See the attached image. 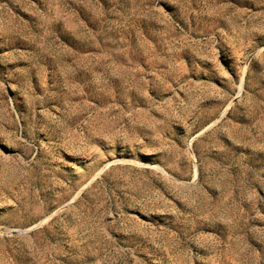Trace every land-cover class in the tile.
<instances>
[{
    "label": "rangeland",
    "instance_id": "obj_1",
    "mask_svg": "<svg viewBox=\"0 0 264 264\" xmlns=\"http://www.w3.org/2000/svg\"><path fill=\"white\" fill-rule=\"evenodd\" d=\"M0 264H264V0H0Z\"/></svg>",
    "mask_w": 264,
    "mask_h": 264
}]
</instances>
